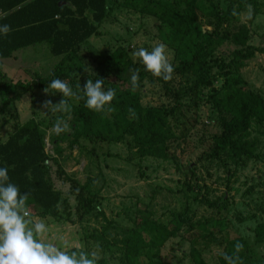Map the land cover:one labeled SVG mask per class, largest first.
I'll return each instance as SVG.
<instances>
[{"label":"trees","instance_id":"1","mask_svg":"<svg viewBox=\"0 0 264 264\" xmlns=\"http://www.w3.org/2000/svg\"><path fill=\"white\" fill-rule=\"evenodd\" d=\"M214 1L148 0L140 12L156 18L160 39L173 51L176 65L173 66L172 75L194 77L195 84L185 90V96L191 89L210 86L216 76L224 77V92L210 97L220 132L211 137L210 146L202 152L198 161L211 163L225 157L244 167L249 161L258 159L256 143L250 139V133L253 123H264V96L248 88L240 71L257 54H264V46L250 45L249 28L245 24H238L239 14L250 0H230L226 8H220L218 2ZM107 9V0H0V25L8 24L12 29L7 35L0 34V58L9 57L17 49L43 42L47 43L53 56L62 57L48 79L2 83L0 119L10 104L33 95L37 89L44 91L52 79L60 78L67 81L81 99L68 101L71 111L67 113L75 119L72 134L62 133L54 140L65 137L69 146L77 147L80 152L85 150L83 143L93 146L98 141L127 140L137 158L166 161L171 158L170 142L175 136L170 112L161 107L141 105L139 87L134 90L131 85L130 70L139 71V81L146 78L158 81L165 94L172 96L170 80L165 81L147 72L143 64L133 62L128 57L125 49L104 58L102 67L95 74L83 76L80 82H76L67 69L70 62L75 61L78 48L99 33ZM233 10L237 15L232 14ZM199 13L206 16L204 24L209 29H202ZM254 16L252 13L248 22H252ZM5 42L14 44L5 49ZM222 42L234 46L227 58L215 54V47ZM125 73L130 77H125ZM88 79L93 82L103 79L104 90L111 88L116 91L113 101L105 105L101 112L85 107L86 97L77 87H83ZM109 108L112 111H108ZM129 108L134 109V115L129 113ZM59 141L56 140L57 143ZM46 161L44 134L35 122L18 126L4 142L0 141V168L6 167L8 182L16 185L22 195H29L28 209L32 207L38 216L58 218L61 210L68 207V201L51 184ZM195 170V165H188V172L183 175L184 184L191 190L197 186L193 181L196 179ZM87 173L84 184L74 183L72 186L76 212L80 215L96 212L105 223L99 236L87 237L90 244H96L97 239L108 243L110 239L118 252L112 260L114 264H167L158 253L148 255L144 252L159 250L169 238L175 237L189 221L184 213H175L171 220L159 222L152 219L153 214L147 205L139 209L135 204L127 215L128 228L112 236L108 230L117 228L96 205L93 178L88 170ZM212 205L221 211L226 208L227 201L222 199ZM195 229L189 248L192 264H207L199 247L211 245L223 246L217 254V264H227L224 256L233 255L237 243L243 245L239 253L242 264H264L263 259L250 255L253 252H250L245 239L222 235L224 223L207 218L197 222ZM254 237L257 242L264 243V221L256 225ZM76 250L80 249L67 251ZM97 264H107V261L99 258Z\"/></svg>","mask_w":264,"mask_h":264},{"label":"rangeland","instance_id":"2","mask_svg":"<svg viewBox=\"0 0 264 264\" xmlns=\"http://www.w3.org/2000/svg\"><path fill=\"white\" fill-rule=\"evenodd\" d=\"M147 1L107 0V16L99 27V33L78 48L75 61L70 62V69L67 67L76 82H80L83 76L95 74L102 67L104 58L118 50L125 49L133 62L142 64L139 58L133 56L134 51L141 47L151 51L157 44L166 45L159 37L156 18L140 12ZM229 1L214 2H218L220 8H226ZM247 5L252 6L255 14L252 22H248ZM247 5L239 14L238 24L249 28L250 45L264 46V0H250ZM199 17L202 29H209L204 24L206 16L199 13ZM233 49L231 43L222 42L215 47V54L227 58ZM37 51V54L34 50L31 52V66L27 65L26 71L20 73L21 79L33 80L35 72L48 79L62 58L53 56L46 44L39 45ZM166 55L175 66L174 53L167 45ZM34 61L41 69L34 66ZM240 75L249 89L264 96V54H257L248 61ZM125 77L130 76L125 73ZM194 84L192 76L172 75L170 86L173 95L170 96L156 80L146 78L139 81L141 105L161 107L170 112L175 136L170 142L171 158L166 161L137 158L127 140L98 141L93 146L83 143V152L69 146L65 137L56 139L60 140L57 143L54 140L57 135L51 131L56 119L59 117L67 121L69 130L63 134L69 136L75 119L68 113L45 114L43 111L47 110L41 105L46 99L58 103L63 99L59 92L52 93L53 90H50V94H46L37 89L33 95L25 96L22 102L7 107L0 121V141L4 142L22 124L37 123L44 134L51 184L68 201V207L61 210L58 218L38 216L32 207L29 208L31 217L43 220L48 227L45 242L54 243L66 251L71 248L89 253L96 251L100 259L114 264L112 260L118 252L110 239L108 243L97 239V243L92 245L87 240L89 236H99L105 223L96 212L84 215L76 212L72 186L74 183L84 184L88 170L93 178L94 201L112 226L117 228L110 230L107 227L112 236L128 228L127 215L135 204L139 209L147 205L153 214L152 219L159 222L171 220L175 213H184L189 219L178 234L169 238L159 250L145 251V254L158 253L167 264H192L189 248L194 240L195 225L211 218L225 224L222 235L242 237L253 252L250 255L264 260V243L257 242L254 237L256 225L264 221V123H253L251 127L250 139L256 143L257 160L249 161L244 167L225 157L211 163L198 161L202 152L210 146L211 137L220 132L210 97L224 92V77L216 76L210 86L196 87L185 96V90ZM180 96L182 98L178 99ZM66 99L74 102L75 97ZM14 107L18 112H13ZM188 165H195L196 168V179L193 181L197 186L193 190L183 180ZM222 199L227 201V205L218 211L217 206L212 204ZM222 248L213 245L199 247L207 264H217V254Z\"/></svg>","mask_w":264,"mask_h":264},{"label":"clouds","instance_id":"3","mask_svg":"<svg viewBox=\"0 0 264 264\" xmlns=\"http://www.w3.org/2000/svg\"><path fill=\"white\" fill-rule=\"evenodd\" d=\"M252 13V6L247 5L248 19H251ZM232 14L237 15L235 10ZM11 30L8 24L0 25V34L7 35ZM133 56L139 58L145 70L153 76L165 81L172 79L174 68L166 55V45L163 43L155 45L151 51L141 47L133 52ZM130 71L131 85L135 90L139 87V71ZM103 85V79H96L95 82L88 79L83 87L77 86L86 97V108L101 112L105 105L113 101L115 89L104 90ZM49 89L53 90L52 93H61L63 99L58 103H53L50 99L44 100L41 107L47 110L43 111L45 114L70 112L71 108L66 98L81 99L68 82L60 78L52 79L44 92L50 94ZM108 111L112 109L109 108ZM128 111L135 114L134 109L129 108ZM68 130L67 121L59 117L51 129L56 135ZM8 181V169L0 168V264H97L100 257L96 251L89 253L80 249L69 253L54 243L45 242L44 236L48 227L43 220H34L31 217L27 207L29 195L27 193L22 195L19 188ZM234 249L233 255L225 254V261L227 264H242L239 253L243 245L237 243Z\"/></svg>","mask_w":264,"mask_h":264},{"label":"crops","instance_id":"4","mask_svg":"<svg viewBox=\"0 0 264 264\" xmlns=\"http://www.w3.org/2000/svg\"><path fill=\"white\" fill-rule=\"evenodd\" d=\"M2 36V35H0ZM13 42H5L3 45L6 48H9L10 45H13ZM42 44H46L47 43H40V44H33V45H29L27 47L21 48V49H17L16 51H13V53H11V55L9 57H5V58H0V74L4 76H0V85L4 82H11V83H15L16 81H22V80H28V79H21V72H24V70L26 71V67L31 66V61L33 60V56L31 55V52L34 50V52H36V54L38 53V47L39 45ZM48 47V45H47ZM49 51V48H48ZM50 52V51H49ZM34 66L37 67V69H41V66L37 65V61H34ZM37 78H42L40 73H34V79L36 80ZM29 81H32L29 79ZM43 91V90H42ZM24 100V97L21 98L19 101L15 102V103H20ZM3 102V97L0 95V105ZM15 103L13 105H15ZM14 112H18L17 107H14L13 109ZM2 119H0L1 121ZM1 123V122H0ZM5 125V124H4ZM1 128V127H0ZM1 130V129H0Z\"/></svg>","mask_w":264,"mask_h":264}]
</instances>
